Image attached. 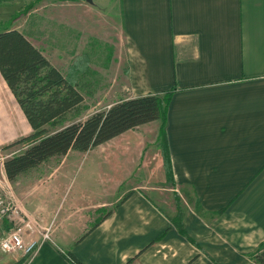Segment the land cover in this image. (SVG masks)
Returning a JSON list of instances; mask_svg holds the SVG:
<instances>
[{
	"label": "crops",
	"instance_id": "1",
	"mask_svg": "<svg viewBox=\"0 0 264 264\" xmlns=\"http://www.w3.org/2000/svg\"><path fill=\"white\" fill-rule=\"evenodd\" d=\"M66 2L75 8L64 10L65 24L82 6L118 8L113 44L125 56L129 98L175 88L165 121L173 183L158 147L160 121L95 148L111 149L108 179L84 177L81 162L72 169L83 158L71 151L40 179L34 171L44 164L1 182L29 219L53 223L52 241L23 264H71L67 255L79 264H255L250 254L264 242V0ZM10 30L22 33L0 32ZM21 117L0 75V146L31 133ZM9 228L4 220L0 235ZM20 260L0 253V264Z\"/></svg>",
	"mask_w": 264,
	"mask_h": 264
},
{
	"label": "trees",
	"instance_id": "2",
	"mask_svg": "<svg viewBox=\"0 0 264 264\" xmlns=\"http://www.w3.org/2000/svg\"><path fill=\"white\" fill-rule=\"evenodd\" d=\"M73 62L64 74L60 73L22 33L0 32V75L31 128L29 135L2 148L3 151L18 149L3 162L7 180L15 183L21 175L59 160L71 151L85 154L129 130L160 121L157 142L165 175L172 185L165 121L175 88L161 95L119 100L81 120L78 117L87 108L82 106L84 99L76 87L88 73L90 60L88 55H77ZM250 258L255 264H264V242ZM66 259L79 264L71 255ZM23 263L21 259L16 264Z\"/></svg>",
	"mask_w": 264,
	"mask_h": 264
},
{
	"label": "rangeland",
	"instance_id": "3",
	"mask_svg": "<svg viewBox=\"0 0 264 264\" xmlns=\"http://www.w3.org/2000/svg\"><path fill=\"white\" fill-rule=\"evenodd\" d=\"M74 8L75 5L66 0H18L2 4L0 5V30L17 27L31 42L42 49L63 74L77 55L83 57L88 55L90 60L88 73L82 76L76 87L84 99L82 106L87 108L78 117L84 120L96 111L105 110L111 103L122 98L127 99L132 95L127 85L125 56L121 55L119 47L113 44L117 38L113 29L119 27L120 20L118 8H107L103 12H97L95 9L89 11L86 9L87 6H82L85 13L73 11L71 23L65 24L64 10ZM64 51H69L72 56L70 64V58L67 56L65 58ZM2 114L8 118L14 117V112H2ZM21 121L26 133L29 127L24 118L21 117ZM2 148L3 146H0V170L5 157L18 150L14 148L3 151ZM110 151L111 149H94L85 157L82 154L81 161L73 158L69 165L74 169L81 162L78 166H81L84 177H97L104 174L108 179L113 176L106 170H110L109 165L115 162L108 155ZM60 160H52L44 164L41 171H34V178L40 179L46 175L50 168L60 163ZM121 161L123 162V159ZM3 181L6 184L9 183L4 176L0 175V196L5 200L6 195L1 186ZM76 184H80V179ZM8 224L11 228V224L9 222ZM8 230L5 229L2 233Z\"/></svg>",
	"mask_w": 264,
	"mask_h": 264
},
{
	"label": "built area",
	"instance_id": "4",
	"mask_svg": "<svg viewBox=\"0 0 264 264\" xmlns=\"http://www.w3.org/2000/svg\"><path fill=\"white\" fill-rule=\"evenodd\" d=\"M7 220L11 228L0 236V253H14L24 259L32 257L41 244L52 241L53 223L41 226L29 219L15 203L0 196V224ZM38 236V237H37Z\"/></svg>",
	"mask_w": 264,
	"mask_h": 264
},
{
	"label": "water",
	"instance_id": "5",
	"mask_svg": "<svg viewBox=\"0 0 264 264\" xmlns=\"http://www.w3.org/2000/svg\"><path fill=\"white\" fill-rule=\"evenodd\" d=\"M88 1H90V0H88Z\"/></svg>",
	"mask_w": 264,
	"mask_h": 264
}]
</instances>
